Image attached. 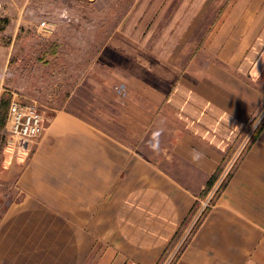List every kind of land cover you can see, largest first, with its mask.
Listing matches in <instances>:
<instances>
[{"label": "crops", "instance_id": "obj_1", "mask_svg": "<svg viewBox=\"0 0 264 264\" xmlns=\"http://www.w3.org/2000/svg\"><path fill=\"white\" fill-rule=\"evenodd\" d=\"M229 11L208 42L218 62L207 72L165 88L124 76V105L139 118L126 136L61 107L30 154L4 142L0 184L13 196L2 205L0 190V264H264V127L190 232L202 209L191 216L193 207L237 162L264 94V0ZM153 15L129 10L103 47H159ZM155 129L164 139L147 151L142 137Z\"/></svg>", "mask_w": 264, "mask_h": 264}, {"label": "rangeland", "instance_id": "obj_2", "mask_svg": "<svg viewBox=\"0 0 264 264\" xmlns=\"http://www.w3.org/2000/svg\"><path fill=\"white\" fill-rule=\"evenodd\" d=\"M258 2L0 0V99L4 96L7 100V111L13 95L36 101L45 115L46 123L48 115L55 109L67 108L104 130L126 136L139 118L124 105L127 97L121 96V90L117 88L124 86L126 91L129 88L124 76L135 79L142 77L165 88L166 81L174 77L182 74L195 77L207 72L209 65L217 61L213 48L208 46L214 30L227 24L225 20L229 18L227 14H230V9L253 7ZM131 9H141L146 17L141 18L146 21L154 14L150 23L158 28L153 32L152 39L160 44L159 47H103L108 35ZM43 19L49 22L46 30L39 26ZM118 73H121V79ZM261 78L260 85L264 92V72ZM119 117L121 123L118 122ZM263 121L264 94L241 134L242 138L248 130L251 133L245 147ZM3 134L2 145L9 141L20 146L19 139L10 135L6 126ZM142 139L148 151L149 142L158 143L164 139L163 132L155 129L153 134H146ZM36 141L27 149H19L30 154ZM1 159L0 149V166ZM0 190L6 191V196L2 198V205H5L13 196L12 183L0 184ZM216 190L202 205L197 202L191 216L202 207L199 218L210 207ZM200 196L205 197L202 192ZM181 234L182 230L169 250L174 248ZM186 239L175 247V255ZM172 261L173 258L168 264H172Z\"/></svg>", "mask_w": 264, "mask_h": 264}, {"label": "built area", "instance_id": "obj_3", "mask_svg": "<svg viewBox=\"0 0 264 264\" xmlns=\"http://www.w3.org/2000/svg\"><path fill=\"white\" fill-rule=\"evenodd\" d=\"M39 26L46 30L49 28V22L43 19ZM117 88L124 97L126 88L124 86ZM5 126L10 135L19 139L20 147L27 149L32 142L43 135L46 128L45 115L36 101L13 95L8 105Z\"/></svg>", "mask_w": 264, "mask_h": 264}, {"label": "trees", "instance_id": "obj_4", "mask_svg": "<svg viewBox=\"0 0 264 264\" xmlns=\"http://www.w3.org/2000/svg\"><path fill=\"white\" fill-rule=\"evenodd\" d=\"M7 100L5 99V97H1L0 99V149L2 147V143L4 140V134L3 132L5 131V119H6V115H7ZM264 127V121L263 123H261V125L253 132L252 137L249 141V143L247 144V146L245 147L244 151L242 152L241 156L237 159V162H235V164L233 165V167L231 168V170L228 172V174L226 175V178L221 182V184L219 185V187L217 188L216 192H215V196L212 199V203H214L217 199V197L220 195L221 191L224 189V187L227 185L229 179L232 176V173L234 171V168L236 167V164L240 161V158L242 157L243 153L252 145V143L257 139V137L259 136L260 132L262 131ZM224 163L221 164L217 170L210 176V178L208 179L205 188L202 191V195L205 196L210 189L212 188V186L214 185L215 181L217 180V178L219 177V174L221 173L222 169H223ZM197 204V203H196ZM195 204V206H196ZM195 206L193 207L191 214L193 213ZM210 207H207L202 215L198 218V220L196 221L193 229L191 230V232H193L196 227L200 224V222L202 221V219L204 218V216L208 213Z\"/></svg>", "mask_w": 264, "mask_h": 264}]
</instances>
